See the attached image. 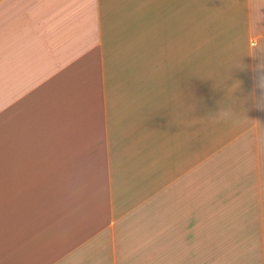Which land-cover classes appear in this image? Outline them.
<instances>
[{
  "label": "crops",
  "instance_id": "obj_1",
  "mask_svg": "<svg viewBox=\"0 0 264 264\" xmlns=\"http://www.w3.org/2000/svg\"><path fill=\"white\" fill-rule=\"evenodd\" d=\"M198 2L0 0V264H264V0Z\"/></svg>",
  "mask_w": 264,
  "mask_h": 264
},
{
  "label": "rangeland",
  "instance_id": "obj_2",
  "mask_svg": "<svg viewBox=\"0 0 264 264\" xmlns=\"http://www.w3.org/2000/svg\"><path fill=\"white\" fill-rule=\"evenodd\" d=\"M197 8L195 24L199 28V35L195 39L198 46V65L209 66V0H199Z\"/></svg>",
  "mask_w": 264,
  "mask_h": 264
},
{
  "label": "clouds",
  "instance_id": "obj_3",
  "mask_svg": "<svg viewBox=\"0 0 264 264\" xmlns=\"http://www.w3.org/2000/svg\"><path fill=\"white\" fill-rule=\"evenodd\" d=\"M253 73L254 85L251 99L258 110L264 111V61L253 68Z\"/></svg>",
  "mask_w": 264,
  "mask_h": 264
},
{
  "label": "trees",
  "instance_id": "obj_4",
  "mask_svg": "<svg viewBox=\"0 0 264 264\" xmlns=\"http://www.w3.org/2000/svg\"><path fill=\"white\" fill-rule=\"evenodd\" d=\"M207 27V26H206ZM199 28H197L196 26L194 28H192L191 30L188 31V35H191L193 38L198 39V35H199ZM197 41V40H196ZM195 41V42H196ZM197 44V42L195 43V45ZM196 51L198 52V46L196 45Z\"/></svg>",
  "mask_w": 264,
  "mask_h": 264
}]
</instances>
